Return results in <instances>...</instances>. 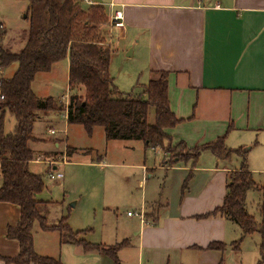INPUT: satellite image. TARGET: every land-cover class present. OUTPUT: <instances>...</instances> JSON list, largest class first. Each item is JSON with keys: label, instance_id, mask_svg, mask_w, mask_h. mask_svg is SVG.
<instances>
[{"label": "crops", "instance_id": "obj_1", "mask_svg": "<svg viewBox=\"0 0 264 264\" xmlns=\"http://www.w3.org/2000/svg\"><path fill=\"white\" fill-rule=\"evenodd\" d=\"M89 5L98 4L83 3ZM104 5L108 20L115 11L123 13L117 53L122 50L143 66L135 71L146 80L142 86L156 72L169 73L170 108L182 120L166 131L173 143L192 149L224 136L228 149H244L229 158L204 151L193 168L191 162L169 166L163 150L145 146L150 160H158L142 166L147 183L135 212L144 211L145 221L117 217L123 219L117 232L125 243L118 252L120 264H264L259 233L242 238L240 227L220 214L198 218L223 206L232 174L243 167L264 186V0H109ZM158 172L161 183L147 189ZM262 186L249 190L245 201L257 224L264 223ZM19 219L18 206L0 203L2 258L19 253L18 242L6 236ZM215 242L225 249L209 250ZM59 244L62 264H115L97 251L61 239Z\"/></svg>", "mask_w": 264, "mask_h": 264}, {"label": "trees", "instance_id": "obj_2", "mask_svg": "<svg viewBox=\"0 0 264 264\" xmlns=\"http://www.w3.org/2000/svg\"><path fill=\"white\" fill-rule=\"evenodd\" d=\"M82 0H28L25 19L29 22L26 42L18 53L6 50L2 41L7 32L0 25V69L16 64L11 78L0 76V203L20 208V219L7 228V238L19 244L14 258H2L7 264H62L60 257L41 256L34 248L33 229L38 222L43 232L66 233L63 244L78 245L85 251H97L120 264L118 252L125 243L114 246L91 244L79 238L85 232H72L68 217L58 225L49 226L41 208L50 202L38 199L45 188L42 175L30 171L35 154L32 144L35 124L48 113L65 112L69 125L82 126L89 135L97 127L104 128L108 141H141L148 148L165 151L173 144L166 132L182 122L171 111L167 72H156L155 78L143 87L139 95L122 93L110 73L113 50L108 43L105 26L108 16L102 5L83 6ZM107 27V26H106ZM69 56L68 88L71 92L66 108L53 97L42 98L33 90L39 74L52 68ZM84 90L85 95H79ZM1 97H3L1 99ZM155 109V123L148 122L150 110ZM15 120L10 134L5 133V116ZM175 144V143H174ZM176 148L186 150L183 142ZM189 149V148H188ZM74 149L67 148L66 155ZM209 151L220 158H229L232 151L225 145V137L206 145L192 148L193 154L184 158L172 157L171 165L189 163L195 168L202 152ZM164 163V162H163ZM166 164L169 162L166 160ZM255 185L246 167L232 174L222 207L198 218L220 214L242 230V238L259 233L261 254L264 257V223L257 224L246 209L247 192ZM187 184H185L186 188ZM242 238L235 244L239 246ZM209 250H224L222 243H211Z\"/></svg>", "mask_w": 264, "mask_h": 264}, {"label": "rangeland", "instance_id": "obj_3", "mask_svg": "<svg viewBox=\"0 0 264 264\" xmlns=\"http://www.w3.org/2000/svg\"><path fill=\"white\" fill-rule=\"evenodd\" d=\"M91 2L103 5L109 0ZM27 6L28 0H0V24L4 23L6 28H3L7 32L2 45L9 52L18 53L25 45L29 27V22L25 19ZM105 10L109 16L107 6ZM106 26L104 29L107 39L114 44L110 67V73L115 78L114 84L122 93L133 92L139 95L143 92L142 85L147 84L144 83L145 79L138 78V72L143 66L136 59L126 57L124 51L117 53V30L112 31L109 20ZM69 62L67 56L50 73L39 74L32 86L38 96L53 97L65 108L71 96L68 88ZM16 70V64L6 70L1 68L0 76L11 78ZM79 95L84 96V90ZM62 113H48L34 127V136L39 139L32 145L35 158L30 164V171L42 175L44 179L45 188L38 199L50 202L48 206L41 208V214L49 226L58 225L63 218L68 217L67 223L72 232L84 231L79 238L88 243L101 245L107 242L111 246L120 244L122 239L117 231L122 228L123 219L117 217L136 211V203L142 195L141 186L147 183L142 166H153L158 157L150 160L151 152L145 150V144L141 141L106 140L102 127L95 128L93 134L89 135L82 126L68 125ZM148 122L155 123L154 108L150 110ZM15 124L14 118L7 113L5 133L10 134ZM50 130L55 131V134H51ZM56 144L60 147H56ZM67 148L74 149L72 155H66ZM164 150L163 161L167 160L169 166H172L170 163L173 156L182 155L186 158L193 154L192 149L182 150L176 148L174 143L166 144ZM51 173L61 174L62 177L51 179ZM162 177L160 172L155 174V179L150 180L147 189L158 182L160 184ZM261 186L255 184L252 189ZM249 210L253 211L251 208ZM33 235L37 254H52L54 258H59V241L67 237L66 233L46 234L41 231L39 223L35 222Z\"/></svg>", "mask_w": 264, "mask_h": 264}, {"label": "built area", "instance_id": "obj_4", "mask_svg": "<svg viewBox=\"0 0 264 264\" xmlns=\"http://www.w3.org/2000/svg\"><path fill=\"white\" fill-rule=\"evenodd\" d=\"M82 1L87 3V2H89L90 0H82ZM109 22H110L111 29L122 30V29L125 28L124 18H123V13H122L121 11H115V12L111 15V17H110V19H109ZM2 98H3V97H1V99H2ZM50 133H51V134H55V131L50 130ZM64 159H65V158H64ZM61 177H62L61 174H57V175H55V174H53V173L50 174V178H51V179H58V178H61ZM127 215H128L129 217H137V218H139L142 222L145 221V214H144L143 211H139V212L137 211V212H134V213L129 212V213H127Z\"/></svg>", "mask_w": 264, "mask_h": 264}]
</instances>
